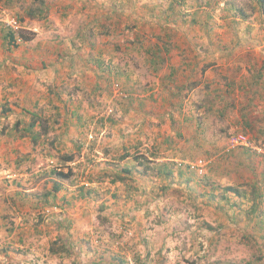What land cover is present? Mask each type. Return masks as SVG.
I'll return each instance as SVG.
<instances>
[{"label": "rangeland", "instance_id": "rangeland-1", "mask_svg": "<svg viewBox=\"0 0 264 264\" xmlns=\"http://www.w3.org/2000/svg\"><path fill=\"white\" fill-rule=\"evenodd\" d=\"M12 18L18 27L7 24ZM0 29L15 33L12 48L41 51L40 67H95L57 79L82 104L76 116L85 120L69 126L80 152L71 144L64 166L36 152L24 162L28 172L49 165L65 175L45 181L71 187L66 217L28 209L40 233L28 229L22 245H0V264H264V122L238 79L241 66L264 65L256 0H0ZM116 67L121 87L112 83ZM198 73L211 79L201 88ZM239 132L250 146L228 149ZM198 159L202 173L180 176L179 163ZM154 161L178 167L166 177L150 169ZM116 174L123 180L111 182ZM82 184L91 193L78 199ZM53 243L70 253L51 251Z\"/></svg>", "mask_w": 264, "mask_h": 264}, {"label": "crops", "instance_id": "crops-1", "mask_svg": "<svg viewBox=\"0 0 264 264\" xmlns=\"http://www.w3.org/2000/svg\"><path fill=\"white\" fill-rule=\"evenodd\" d=\"M9 45L11 43L8 32L1 33L0 245H22L25 230L31 229L40 233L37 225L31 226L32 223L29 224L26 221L25 213L28 209L31 208L39 213L49 210L47 214L49 216H51V210H58L64 217L67 210L66 204L70 202L71 187H68V184L59 179L52 181V184H46L45 179L50 182L52 174L59 178L64 177L56 174L58 171L49 169V165L37 168L34 172H28L29 170L24 167V162L26 159L30 160L32 157L29 155H33L34 152L42 155L45 160L49 158V161H56L61 166L70 164L72 161L69 158L72 155L71 144L75 145L77 141L73 140L75 137L69 126L85 119L76 116L77 111L82 108L81 102H76L66 88L62 90V85H58V82L63 81L57 79H64L70 74L71 78H74L73 71L78 69L80 74H84L89 66L95 67L71 65L69 70L56 72L58 67L52 66L55 69L53 72L51 68L38 66L39 53H41L38 49H26L19 45L17 49L12 48L16 46L9 47ZM51 45L55 46V43ZM260 58L264 61V55L262 57L260 55ZM241 68L240 75L238 74L240 87L245 86L250 90L249 95L255 94L256 101L253 102L260 108L256 113L260 117L256 118L264 122V65L259 62L258 67L253 66L252 70L245 66ZM198 74L197 81L193 83L201 88L211 79L204 80L208 75L203 78L200 73ZM230 78L231 76L228 81L231 80ZM213 89L214 87L210 84L209 92H213ZM212 96L216 95L212 93ZM247 106H249V100H246V105H241L245 107L240 112L244 123L250 122L247 119L249 112H245ZM221 112H223L222 109ZM183 118L187 120V117ZM29 124L32 126L29 127ZM98 126L100 127V124ZM245 127L247 128V125ZM33 137H36L35 140ZM38 177H42V180H38ZM40 181L44 182V185L39 191ZM56 182L60 184L57 190L54 188ZM44 187L46 189L43 191ZM42 221L47 222L48 218Z\"/></svg>", "mask_w": 264, "mask_h": 264}, {"label": "trees", "instance_id": "trees-1", "mask_svg": "<svg viewBox=\"0 0 264 264\" xmlns=\"http://www.w3.org/2000/svg\"><path fill=\"white\" fill-rule=\"evenodd\" d=\"M256 3L259 5V8H260V10L262 11V12H264V0H256ZM235 14H237V15H240V16H242V17H245L246 16V14H245V12H244V10L242 9V8H238L237 10H236V13ZM29 16H31V17H36V16H39V14L38 15H34L32 12H29V14H28ZM8 35H9V37H10V43L11 44H17V43H15L16 41H15V33L13 32V31H8ZM100 65L101 66H104V63H103V61L101 60L100 61ZM107 67H103V68H106V70L107 71H109V70H112L111 68H110V66L108 67V65H106ZM111 72V74L112 75H114L115 76V78L113 77L112 78V83H114V81L116 82V84L118 85V86H120L121 87V84H120V81H122L121 80V74H120V69L118 68V67H116L115 68V71L114 72H112V71H110ZM108 74V73H107ZM109 76H111L110 74H108L106 77V79H109L110 77ZM124 78H125V80H124V83H126V81H127V76L126 75H124ZM120 80V81H119ZM123 82V81H122ZM112 83H110V85H112ZM122 89V88H121ZM128 89V90H127ZM133 89L132 88H126V87H123V91H128V92H130V91H132ZM100 124H102V123H100ZM245 124L246 125H249L250 123H248V122H245ZM30 126H32V124H29V127ZM35 138L36 137H33V140H35ZM75 146H76V149H77V151H79L80 152V150H81V148H82V143H81V141H79V142H77V143H75ZM126 150V149H125ZM245 152V151H244ZM246 153V152H245ZM128 156V151L126 150L125 151V154L124 155H122V157L121 158H124V157H127ZM153 156V158H156L157 156L155 155V154H153L152 155ZM72 157H73V155H70L69 156V158L70 159H72ZM134 157V158H133ZM132 158V160H134V159H138L139 157H137V156H133ZM151 162V160H149V159H146V161H145V166H149V163ZM156 164L155 165H150L151 167H150V169H154V170H156L157 171V173L159 174V175H164V176H166V177H169L171 174H172V166H177V165H175V163L173 162V161H161V162H158V161H154ZM179 165V174H180V176H185V173L186 172H188V171H192V170H190V169H194V170H196V168L195 167H191L189 164L187 165V164H185V163H179L178 164ZM123 170V172H125V173H129V172H131L130 171V169H128V167L126 168V169H122ZM56 174H58V175H62V173L61 172H57ZM63 176H65V175H63ZM210 179V178H209ZM110 180H111V182H117V181H122L123 180V177H120L118 174H116V176L115 177H111L110 178ZM191 179H190V177H187V181H190ZM59 186H60V184L59 183H57L56 182V186L54 187L55 188V190H57L58 188H59ZM225 189H226V191H228V192H235V194L236 195H240L239 194V192L237 191V190H235V189H232V187H230V186H228V187H224ZM79 193H78V196H77V198L78 199H83L86 195H88V194H90L91 193V188L90 187H88V185H85V184H82V185H80L79 186ZM259 195L261 196V198H260V202H262V193H259ZM255 209H253L252 208V210L256 213V207H254ZM51 246V251H55V252H59V251H62V252H65V254H68V253H70V251H71V249L69 248V247H67L66 245H54V243L53 244H51L50 245Z\"/></svg>", "mask_w": 264, "mask_h": 264}, {"label": "built area", "instance_id": "built-area-1", "mask_svg": "<svg viewBox=\"0 0 264 264\" xmlns=\"http://www.w3.org/2000/svg\"><path fill=\"white\" fill-rule=\"evenodd\" d=\"M9 26H12V27H18V23H17V20L12 18L11 21H9L7 23ZM108 112H111V110L109 109ZM249 141H248V136H246L244 133L242 132H239V133H235L233 134L230 139H229V142H228V145H227V148L228 149H232L234 148L235 146L237 145H240V146H245V147H249ZM259 151V149H257ZM191 167H195L197 169L198 172H203L204 171V166L206 164V162L203 160V159H198L197 161L195 162H189L188 163Z\"/></svg>", "mask_w": 264, "mask_h": 264}]
</instances>
